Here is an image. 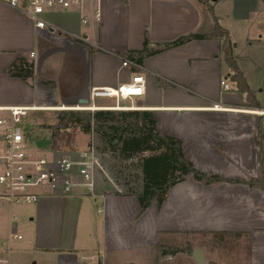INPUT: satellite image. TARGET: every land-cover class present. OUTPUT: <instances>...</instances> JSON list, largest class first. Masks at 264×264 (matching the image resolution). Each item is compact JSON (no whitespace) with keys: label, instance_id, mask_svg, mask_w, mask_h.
Instances as JSON below:
<instances>
[{"label":"crops","instance_id":"0c3cea01","mask_svg":"<svg viewBox=\"0 0 264 264\" xmlns=\"http://www.w3.org/2000/svg\"><path fill=\"white\" fill-rule=\"evenodd\" d=\"M210 1L212 12L198 0H102L101 20L84 24L82 16H90L97 4L87 1L53 14L50 19L55 26L46 28L34 27L24 13L0 3L15 12L13 28L21 37L15 53L0 54V60L7 56L3 75L9 76L7 67L17 52L30 54L39 77L34 88L61 103L41 110L76 107L81 105L79 98H90L93 87L116 88L140 74L145 84L142 94L131 97L133 110H155L157 129L181 139L184 154L195 168L223 178L206 184L189 173L169 190L160 206L154 202L144 211L135 195L94 193L96 200H102L101 252L83 240L79 229L80 221L85 227L89 217L87 194L82 189L64 194L44 186L38 190L30 217L35 224L32 241L2 253L0 264H134L128 254L130 243L134 244L129 236L142 223L141 232L149 237L145 243H154L156 251L161 238L167 243L169 237L224 233L243 239L247 264H264V191L248 183L252 178L263 180L257 140L262 138L264 143V0ZM214 16L228 30L232 54L261 107L250 106L246 94L236 89L217 39L192 40L167 49L146 57L141 67L123 65L124 60L111 52L140 49L145 36L158 43L188 33H210ZM6 78L14 86L33 89L32 80ZM42 78L53 81L55 89ZM222 79L231 84L230 90L223 88ZM60 88L67 92L60 93ZM121 101L119 105L130 106L124 104L129 100ZM214 103L224 108H213ZM74 207L76 230L62 234L61 225H72ZM63 235L69 237L62 239Z\"/></svg>","mask_w":264,"mask_h":264},{"label":"rangeland","instance_id":"374dc122","mask_svg":"<svg viewBox=\"0 0 264 264\" xmlns=\"http://www.w3.org/2000/svg\"><path fill=\"white\" fill-rule=\"evenodd\" d=\"M14 16L15 12L13 10H10L6 6H0V54L9 52L15 53L18 50L16 48H20L19 41L21 37L17 36L13 28L12 18H14ZM81 27L83 28L86 26L84 25ZM17 53H21V51ZM0 57H2V55H0ZM3 57L5 60L7 56ZM27 57L30 59V54H28ZM4 60H0V102L29 103L37 106H39L38 104L53 107L61 106V103L56 102L44 90L34 88L35 81L39 80L37 75H35L34 80L32 79L30 83L33 89L29 90L27 87L19 88L7 82L8 80L6 79L8 78L6 77L11 76L3 75ZM73 65L77 64L73 63ZM23 90L26 92L23 93ZM59 92L63 93L67 92V90L60 88ZM125 100H129L127 103H124L125 105H132L131 99ZM91 103H96L95 105L97 106H112L114 103L115 105H123L121 99L116 97H97L94 101L91 100L90 103L85 106H92ZM69 106L72 105L60 109L28 111L22 121L28 153L34 157L52 159L54 156H72L79 150L92 146L97 151L99 157V163L95 172V193L103 191L129 193L130 191L137 190L141 183V172L136 166V162L139 160L138 157L130 160L120 159L117 154L111 152L109 146L103 142L94 131L84 133L78 127L67 130L55 128L58 112L73 109ZM105 110L116 109L112 108ZM52 132L57 133L56 138H52ZM1 168L0 164V171ZM85 193L87 194L85 195L86 202L90 204L89 217L87 223L84 224L85 227L83 226V221H80L79 229L82 232L83 240L93 247L94 250L101 252L104 248L102 200L100 197L96 200V195L88 192ZM34 206V202L10 204L6 197L0 196V256L2 253L6 254V251L14 245L30 243L32 241L31 226H35V224L31 222L30 217L33 216ZM72 207L73 206H71V208ZM75 208L76 207L70 212L72 225L66 223L63 227L60 224V231L62 234L66 232L72 233L74 229L76 230V214L73 213ZM13 217H16V219H13ZM141 229H144V223L138 226L129 236V238H133L134 244L130 243L128 254L135 259L134 264H197L191 255V251L196 248L204 250L205 264H247V251L243 246V242L241 243L243 239L237 235H224L223 237L219 235L177 236L167 238V243H163V239L161 238L160 244L166 246V249L169 250L167 254L163 255L158 248L157 251L155 250L153 247L154 243H145V240H147L145 237H149L144 231L141 232ZM14 233L21 234L22 237L15 238ZM68 237L69 235H63L62 239ZM172 249L175 251L171 252ZM3 258L6 260V255Z\"/></svg>","mask_w":264,"mask_h":264},{"label":"trees","instance_id":"16d2710c","mask_svg":"<svg viewBox=\"0 0 264 264\" xmlns=\"http://www.w3.org/2000/svg\"><path fill=\"white\" fill-rule=\"evenodd\" d=\"M208 10L213 11L210 0H198ZM215 25L210 33H188L173 40L153 43L145 36L140 49L111 51L123 60L130 61L133 67H141L143 60L151 55L185 44L192 40L217 39L221 42L227 64L232 69L231 81L239 92L245 93L250 106L261 107L254 92L250 89L246 76L237 65L232 54V42L229 32L222 27L214 16ZM11 77L20 78L26 82L35 78V63L24 52L17 53L8 66ZM42 82L55 89L53 81L42 78ZM157 112L155 110H62L57 114L55 128L71 129L78 127L84 133L96 132L112 153L120 159L130 160L138 157L137 168L141 172V183L137 190L130 191L135 195L144 211L152 203L160 206L168 196L169 190L184 180L191 173L195 180L206 184L223 180L222 177L207 175L197 170L194 164L186 158L180 138L161 132L157 129ZM52 138L57 137L52 132ZM261 148V164L263 180L250 179L249 185L264 191V143L257 140ZM223 237L225 234H216ZM158 250L164 255L169 252L166 246L158 244ZM175 250L172 249L171 252Z\"/></svg>","mask_w":264,"mask_h":264},{"label":"built area","instance_id":"2783aa9c","mask_svg":"<svg viewBox=\"0 0 264 264\" xmlns=\"http://www.w3.org/2000/svg\"><path fill=\"white\" fill-rule=\"evenodd\" d=\"M96 2L91 15L84 14L81 22L86 24L89 19L101 20L102 0H0V3L11 6L24 13L36 28L54 27L50 17L60 11L82 6L85 2ZM34 52L31 53V56ZM124 60L123 65H131ZM145 81L143 76L137 74L132 81L116 88L93 87L90 91V100L97 97H116L118 99H131L132 96L143 93ZM225 90H230L231 84L227 79L221 80ZM45 106L37 105H0V196L6 197L12 203L35 202L40 193L38 190L44 186L52 190L70 194L76 189L95 193V172L98 165V154L94 147L79 150L75 155H62L47 159L34 157L27 151L24 136L23 118L28 111ZM97 106L84 104L72 107L73 109H91ZM98 108V107H97ZM110 108L116 110H133L134 106L114 105ZM213 108L223 109L219 103ZM20 238V235H15Z\"/></svg>","mask_w":264,"mask_h":264},{"label":"water","instance_id":"95a60500","mask_svg":"<svg viewBox=\"0 0 264 264\" xmlns=\"http://www.w3.org/2000/svg\"><path fill=\"white\" fill-rule=\"evenodd\" d=\"M216 1V0H212ZM79 103L88 105L90 103V99L88 98L87 95L79 98ZM192 257L195 259L197 264H205V252L203 249L196 248L191 251Z\"/></svg>","mask_w":264,"mask_h":264},{"label":"bare ground","instance_id":"6f19581e","mask_svg":"<svg viewBox=\"0 0 264 264\" xmlns=\"http://www.w3.org/2000/svg\"><path fill=\"white\" fill-rule=\"evenodd\" d=\"M42 108V107H41ZM41 108H38V107H36L35 109H41ZM94 109V108H93Z\"/></svg>","mask_w":264,"mask_h":264}]
</instances>
